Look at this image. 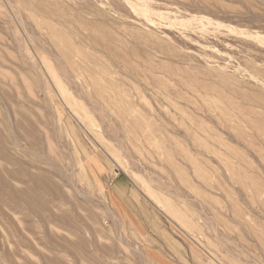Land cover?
<instances>
[{
    "label": "rangeland",
    "instance_id": "rangeland-1",
    "mask_svg": "<svg viewBox=\"0 0 264 264\" xmlns=\"http://www.w3.org/2000/svg\"><path fill=\"white\" fill-rule=\"evenodd\" d=\"M253 121L264 0H0V264H264Z\"/></svg>",
    "mask_w": 264,
    "mask_h": 264
},
{
    "label": "bare ground",
    "instance_id": "bare-ground-1",
    "mask_svg": "<svg viewBox=\"0 0 264 264\" xmlns=\"http://www.w3.org/2000/svg\"><path fill=\"white\" fill-rule=\"evenodd\" d=\"M95 37V36H94ZM91 40V39H90ZM94 41V40H93ZM92 45V44H91ZM76 49V48H75ZM78 50V49H77ZM84 50V49H83ZM66 51V50H65ZM81 52V51H80ZM74 54H76V53H74ZM83 54V53H82ZM85 56V55H84ZM72 60V59H71ZM73 60H75V59H73ZM77 60V59H76ZM92 61V60H91ZM84 62V61H83ZM82 63V62H81ZM80 63V64H81ZM88 63V62H87ZM89 63H91V62H89ZM100 64H101V62H100ZM78 65V64H77ZM76 66V65H75ZM83 66V65H82ZM81 66V67H82ZM78 67V66H77ZM76 67V68H77ZM84 67V66H83ZM98 67H99V65H98ZM102 70V69H101ZM104 71V70H103ZM102 71V72H103ZM96 72V71H95ZM101 72V71H100ZM91 73H92V71H91ZM90 73V74H91ZM97 75V74H96ZM95 75V76H96ZM94 76V75H93ZM99 76V75H98ZM101 76V75H100ZM95 78V77H94ZM103 78V77H102ZM98 80V79H97ZM110 81V80H109ZM107 83H108V80H107ZM113 83V82H112ZM99 84H101V83H99ZM103 85V84H102ZM101 85V86H102ZM105 85V84H104ZM111 85V84H110ZM113 85V84H112ZM116 85H118V84H116ZM104 87V86H103ZM103 87H101V89L103 88ZM106 89V88H105ZM102 91H104V90H102ZM105 92V91H104ZM98 93V92H97ZM115 98H116V96H115ZM114 99V98H113ZM118 99V98H117ZM126 104V107H127V109H129L130 111L132 110V106H131V104L130 103H125ZM124 104V105H125ZM218 105V104H217ZM118 106V105H117ZM225 107V106H224ZM220 108V107H219ZM226 108V107H225ZM120 110L125 114V112H124V110H123V107H121L120 108ZM228 110V109H227ZM120 111V112H121ZM222 113V112H221ZM224 113V112H223ZM227 113V112H226ZM224 115V114H223ZM226 115V114H225ZM127 117H128V115H125V116H123V119H127ZM229 117V116H228ZM224 118H226V117H224ZM138 123H139V121H138ZM200 123V122H199ZM143 124H149L147 121H145ZM143 124H140V125H143ZM201 124V123H200ZM251 124H252V126L254 127V128H256L257 130H258V132L259 133H263L264 132V129L263 128H261V126L258 124V122H251ZM140 125H138V126H140ZM202 127H205L204 125H201ZM210 132V131H209ZM211 136H213V135H211ZM195 138V137H194ZM173 166H174V168L175 169H179L175 164H173ZM229 168H230V170H231V173H232V176H233V178L237 181V182H239V183H242L243 185H246V182L247 181H252V182H254V188H255V190H256V192H255V195H257V196H259L260 198L263 196V194H264V184L262 183V181L261 180H256L255 179V176H252V175H246V174H244V175H242L241 173H238V171H236L234 168H233V166L232 165H229ZM200 173H201V176L202 177H204L205 176V174H203V172H201V171H199ZM261 205L264 207V198H261ZM234 214L236 215V216H238V217H240V213H239V211L238 210H235L234 211ZM251 230H253V233H254V235H256L257 237H258V239H260V241L264 244V228L262 229V230H255V229H251Z\"/></svg>",
    "mask_w": 264,
    "mask_h": 264
}]
</instances>
